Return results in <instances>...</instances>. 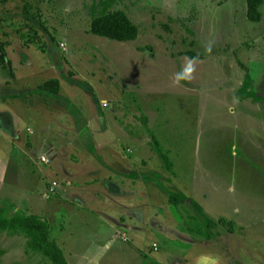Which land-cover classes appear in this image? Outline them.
I'll return each instance as SVG.
<instances>
[{
  "label": "rangeland",
  "instance_id": "obj_1",
  "mask_svg": "<svg viewBox=\"0 0 264 264\" xmlns=\"http://www.w3.org/2000/svg\"><path fill=\"white\" fill-rule=\"evenodd\" d=\"M24 5H0L9 62L0 63V109L35 141L0 144V217H43L69 264H264V3L252 22L246 0H40L31 43ZM114 10L138 26L136 40L89 33ZM49 79L59 94L38 90ZM99 117L104 130L88 131ZM67 119L86 126L82 136ZM95 170L109 174L107 186L89 177ZM67 171L98 181L81 192L91 208L63 200ZM121 206L127 214L112 224ZM210 219L226 223L209 230ZM96 230L101 243L90 241ZM0 264L52 263L24 235L0 231Z\"/></svg>",
  "mask_w": 264,
  "mask_h": 264
},
{
  "label": "trees",
  "instance_id": "obj_2",
  "mask_svg": "<svg viewBox=\"0 0 264 264\" xmlns=\"http://www.w3.org/2000/svg\"><path fill=\"white\" fill-rule=\"evenodd\" d=\"M8 1L9 0H0V5H6ZM22 1L25 3L23 7L24 21L26 22L24 23V28L26 27L28 32L31 33L29 36V43H31L40 39L38 30L36 29V23L41 19L40 0ZM263 3L264 0H246V17L249 21H261L262 14L260 8ZM89 33L116 42H130L138 38L140 31L138 26L131 21L125 12L114 10L104 15L94 17L90 24ZM7 46L8 42L0 40V63L3 64L5 68L9 66L6 54ZM185 55L192 60L203 59L201 54L195 53L193 50H188ZM60 89L61 83L59 79L46 80L38 88L41 92L51 95L59 94ZM171 202L176 206L180 204L177 198H171ZM194 205L201 208L196 203H194ZM220 223L225 224L226 220L220 219L218 222H215L210 219L207 221L206 227L209 230L216 229ZM209 230L205 232L207 233ZM0 231L8 232L12 236L18 234L24 235L27 240L28 249L41 254L49 259L52 264H69L62 249L56 241L51 238L48 222L39 216L23 215V213L18 212V214L12 216V218L0 217ZM205 238L211 240L212 235L207 233L205 234Z\"/></svg>",
  "mask_w": 264,
  "mask_h": 264
},
{
  "label": "crops",
  "instance_id": "obj_3",
  "mask_svg": "<svg viewBox=\"0 0 264 264\" xmlns=\"http://www.w3.org/2000/svg\"><path fill=\"white\" fill-rule=\"evenodd\" d=\"M61 88H62V84H61ZM41 110L44 112L43 109H41ZM45 112L48 113V111H46V110H45ZM99 118H100L99 120L96 119L97 123H95V121H94L93 124L90 122V125L89 126H88L87 122L85 123V125L89 129V130L87 129L88 131H90L93 127H95V130H100V129L104 130V128H105L104 126L105 125L107 126V122H105V120H104L103 117H99ZM56 123L52 122L49 125L47 122H45V126L49 127V126H51L53 124L55 125ZM66 125L67 126L65 127V129H67V130H73V131H80L79 132V135H81V136H82L83 131H85V129H86V126L83 123L82 124H79V122L76 121V120L73 121L71 119H67V124ZM39 127L42 130H45L47 132L46 127H44V126L43 127L39 126ZM0 128H2L6 132L5 135L3 133L2 134L0 133V144H2V146H4V147H13L15 145V143H18V142H20L21 145H24V147H27L29 145L31 146V144L33 143V141H35V140H33V141L32 140H29V138L27 137L26 134L24 135V137L27 138V140H25V138L24 139H21L19 137L21 135V133L23 134V130H25V127H22L21 128V125L16 122V120L14 118V115L12 113H10L9 111H7L6 109H0ZM28 129L29 128H27V133L28 134H31V133L28 132ZM30 129H32V128H30ZM33 135H35V133ZM74 137H75V135H74ZM13 138H15V139H13ZM36 140H37V138H36ZM80 140H82V137H80ZM83 143L86 145L85 147H88V145L85 142H83ZM89 143L93 144L91 141H89ZM95 145L100 146L96 142H95ZM82 150L83 149H80V150L78 149L76 151H77V153H79ZM36 151H37L36 149H34L32 151V153H31L32 154V159L29 158L28 156H26V158H25V157H23V154H21V157L23 158L22 161H29V162L34 161V159H33L34 158L33 157V153L36 152ZM52 151L53 150L51 149L50 152H52ZM62 152H64V150ZM54 153H56V152L54 151ZM52 155L54 157V154H52ZM98 160H99V157H98ZM61 161H62V158H60V161L57 160L56 162L59 165V163ZM17 170H18V172H20L19 169H18V167H17V169L15 170V173L16 174H18ZM30 170L28 169V170H26V172H30ZM102 172L103 171L95 170L94 173L93 172H90V173H93V174L92 175L89 174V177L95 178L97 180L98 179H102L103 182H104V185L107 186L106 181H108V179H110L111 177L109 176V174H107V173L105 174L104 172L103 173ZM61 174H62L63 179L64 180H67V182H68L69 179L72 180V182L69 181L71 183L68 182L67 184H65V187H62V189H61V193H62L63 200H65V201L67 200L68 202L74 204L78 208H88V207H86L85 204H89V206L91 208L92 207V204L90 202H85L84 201V199H83V197L81 195V192H84L83 190L86 189V188H88L89 185H91V184H95V183L98 184L97 183L98 181L97 182H95V181L89 182V181L85 180V178H88L87 175H79L80 173H78V172L76 173V176H75V174L74 175H71L69 171H67L66 174H64V175H63V172ZM61 174H60V176H61ZM71 178H74V179H71ZM6 179H7L6 165H3L2 167L0 165V202L3 201V199H2L1 196L3 194V191L2 190L5 191V189H6ZM111 181L112 180H110V182ZM15 184H16V182L13 183V189H16V185ZM18 185H19V188H20L22 184L19 183ZM11 187L12 186H10L9 189H11ZM98 187H99V184H98ZM25 188L27 190V187H25ZM20 190H21V188H20ZM100 194L102 195L103 193H100ZM102 196L103 197H106V198H109L110 194H105V195H102ZM44 198L50 200V196H48V192H47V194H44ZM6 202L7 201H4V204H6ZM13 208H15V207H13ZM15 210L17 211L19 209L15 208ZM120 210H121V212H117V214L115 216V219H112V224H114V221H116L118 218L122 217L124 214H127L126 213V210L123 209L122 206L120 207ZM42 219L45 220L43 217H42ZM108 233H109V231H108ZM101 235H102V232L100 230H96L95 234L93 236H91L93 238H91L90 241L91 242H100L101 243L102 240L100 238H98V237H101ZM62 251H63V249H62ZM63 253H64V251H63ZM64 256H65V253H64ZM89 256L91 258H93L92 255H89ZM65 258H66V256H65ZM174 264H178V263L176 262Z\"/></svg>",
  "mask_w": 264,
  "mask_h": 264
},
{
  "label": "built area",
  "instance_id": "obj_4",
  "mask_svg": "<svg viewBox=\"0 0 264 264\" xmlns=\"http://www.w3.org/2000/svg\"><path fill=\"white\" fill-rule=\"evenodd\" d=\"M41 160H42L43 162H45V163L48 162V160H47L46 157H44V156L41 157ZM56 187H57V184L54 183V184L52 185L51 189H50L51 193L55 191ZM155 248H156V246H155Z\"/></svg>",
  "mask_w": 264,
  "mask_h": 264
},
{
  "label": "clouds",
  "instance_id": "obj_5",
  "mask_svg": "<svg viewBox=\"0 0 264 264\" xmlns=\"http://www.w3.org/2000/svg\"><path fill=\"white\" fill-rule=\"evenodd\" d=\"M192 71H194V69L191 68V67H189V68L187 69V72H188V73H191Z\"/></svg>",
  "mask_w": 264,
  "mask_h": 264
}]
</instances>
